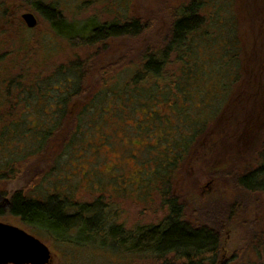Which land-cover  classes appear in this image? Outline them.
Returning <instances> with one entry per match:
<instances>
[{"label":"rangeland","instance_id":"1","mask_svg":"<svg viewBox=\"0 0 264 264\" xmlns=\"http://www.w3.org/2000/svg\"><path fill=\"white\" fill-rule=\"evenodd\" d=\"M11 1L7 0L6 4L0 7L10 8L12 3L13 7L18 4L14 14H11L12 19L15 20L13 24L10 23L8 27L4 26L5 20L0 16V87H6L9 81L15 84L24 83L25 86H28L27 89L32 92L29 97L33 98H30L31 100L28 98V102H26L28 112L21 114L22 109L18 108L21 106L15 105L16 110L13 112L16 113L8 115L14 118L19 115H23L22 117L26 115L27 123L25 120V126L28 130L26 135L31 136L30 124L40 121L43 117L45 120L44 115L46 113L44 112L53 115L50 113L55 111L54 108H48L46 111L39 112L33 110L35 107L33 108L32 104L34 100H37L34 97L36 93L43 90L46 93L39 102L54 105L57 95L60 94L59 89L53 88V82H55L53 79L56 78V81L59 79V76L56 75L57 69L60 67L66 69L74 60H81L84 63L82 88L87 90L85 92L87 97L92 93L102 91V85H105L103 82L108 79V76L106 78L103 76L102 71L107 64H110L115 71L109 81H113L118 76L119 84L124 88L123 92H126L124 82L130 80L135 66L140 62L143 46L145 44L154 46L165 35L168 19H170L173 11L171 8L178 6L185 0H53L58 2L59 6L60 3L63 4V7L61 6L63 10H61L67 20L79 24L91 16L100 21L112 19L123 21L131 16L141 18L146 24L143 35L138 37L135 42L131 41L130 43L126 38L120 39L122 42L129 43L127 44L128 47L121 49L118 48L122 43L118 42L117 44L116 40L108 41L106 45L97 43L93 46H87L84 43H73L56 36L46 19L32 9L26 0ZM39 1L47 3L51 0ZM211 1H208V7L211 6V3H217V8H222L221 18L225 28L223 32L227 39L235 32V40L238 42L236 47L239 49L237 52L238 66L230 65L231 67L229 66L228 69L232 71V76L235 72L237 74L240 72V76L243 74L244 83L242 82L243 85L240 84L236 89L235 84L234 91L231 89V103H228L227 100L223 103V105L228 103L226 112L229 111L233 116L232 121L227 123L230 128V130L227 128L229 136L218 141V143L215 142L211 147L208 146V148L210 147L208 156L205 161L202 160L201 155L204 152L200 154L201 146L203 151V147L205 148L203 143H208L206 139L203 141L202 138L209 137L208 134L211 135L213 131L214 134L218 133L220 129V125H216L215 122L209 123L204 134L196 139L201 146H198L197 150L192 149L191 155L185 153L181 163V171L171 174L170 190L172 189L179 201L184 203V209L188 213H191L193 207V204L189 202L192 191L196 189L195 191L200 194L203 193L205 184L209 188L211 185H207V182H209L212 174L220 170L223 163L224 166L230 164L237 166L245 160L244 167L248 170L258 167L264 138V98L260 104L259 96L263 97L264 93L256 92L253 77L260 76L255 71L253 72L248 64L251 53H255L256 56L262 55L264 58V5L260 0ZM257 9H259L258 12ZM26 12L34 14L37 19L33 28L27 27L25 22L19 19V16ZM255 17L259 18L256 19ZM213 28H210L211 31H209L213 34L212 36L209 34L210 37H207L206 31L203 35L199 34L196 37L203 42V47L200 48L201 59L215 68L212 70L213 77L210 79L207 76L202 78L195 88L202 94L198 101L195 100V104H205V114L208 110L206 107L208 97L211 95L218 96L221 91L219 83L221 71L217 70L214 65L219 57L214 56L213 59H208L204 56V54H209L219 43V37L216 33L221 29L218 30L215 24ZM230 28L233 30L229 31ZM23 34H25L27 42L24 46L20 44V38ZM212 39L216 40L214 44ZM126 56L128 58L125 59ZM172 64V66L176 65L175 63ZM47 77L52 78L49 86L44 83L46 79L48 80ZM228 77L224 80L228 81ZM251 77L252 79H250ZM262 77L264 76L262 75ZM258 79L255 78V80ZM60 82L61 80L54 84H60ZM99 82L101 83L99 84ZM39 86L40 89L38 90ZM225 88L229 89L228 84ZM32 90H37V92L34 93ZM3 91L5 92V90ZM155 103L161 104L160 101H155ZM162 105L160 108L158 105L154 106L153 109H159L166 116L165 105L164 108ZM107 106L104 107V111L108 112L107 121H101L97 116L100 106L97 109H89L86 113H94L91 116L94 123L90 121L84 123L80 127L82 130L76 140L71 143L67 141L71 130H73V125H66L59 134L56 133L53 136L50 144L46 147V153L31 156L26 165L23 163V160H26L23 157H27L26 155L32 152L35 147L31 144V140L28 141L24 135L21 138L13 137L10 140L0 141V221L18 226L39 238L51 252V259L48 264H158L151 256L135 254V252L125 249L118 250L108 247L101 250L91 246L86 248L69 246L64 241L73 240L72 238H68L62 233L53 236L55 233L52 235L45 229L26 225L18 217L11 215L9 208L6 207V200L16 191H21L27 198L40 201L46 200L57 192L60 195H65L68 201L72 203L93 204L99 202L108 209L105 216L106 220L110 222L108 224L121 225L126 230L158 223L166 211L159 194L155 191L157 181L153 178L151 181L143 183L142 174L137 172L144 166L147 168L146 162L150 164L149 155L151 152H148V149L152 148H148L145 144L148 143L147 141L154 142V140L148 139L144 135V132L149 134V130L142 131L141 135L136 133L137 130H133V126L137 123L142 125L141 122H147L148 112H151L152 108L146 109V113L140 109L134 113L135 109L131 108L133 113L129 117L124 116L122 121H115ZM195 107L199 109L198 105ZM77 111L73 109V113ZM258 111L261 119L256 125L257 127L246 138V141L245 139L239 140L240 129L243 126V115L246 113L254 115ZM228 113H226V117ZM153 117L152 123H157L160 120V117L156 115ZM173 119L176 125H180L179 119L177 121L176 118L173 117ZM125 121L128 123L125 124ZM48 126H50L49 123L43 124L39 129L46 130ZM196 141L194 144L197 143ZM210 164L220 168L213 170L214 166ZM208 166L212 167L209 168L210 171L207 169ZM203 168H206L207 171ZM195 180L203 182L202 185L196 183L198 190L193 188ZM213 189H215L214 186ZM3 196L6 197V200ZM251 203H253L254 208L252 213H249V218L252 216V220H250L251 227L247 229L246 238L242 241L237 240L236 236L232 235V231L230 232L228 229L220 236L222 242L220 259L225 264H258L264 256L261 247L264 240L260 239L264 237V191H257L252 197ZM74 208L76 209V207ZM187 220L190 221L189 218ZM194 220L195 218L191 222ZM72 237L83 239L84 235L77 231ZM234 241L240 242V244L231 250ZM241 242H243L242 245Z\"/></svg>","mask_w":264,"mask_h":264},{"label":"trees","instance_id":"2","mask_svg":"<svg viewBox=\"0 0 264 264\" xmlns=\"http://www.w3.org/2000/svg\"><path fill=\"white\" fill-rule=\"evenodd\" d=\"M26 1L32 9L46 19L56 36L73 43L93 46L97 43L106 45L108 41L116 40L117 44L118 42L122 43L118 48L121 49L128 47L127 44L131 41L135 42L146 29L143 20L135 16L123 21L118 19L100 21L91 16L79 24L64 17L62 14L63 4L61 3L59 6V3L53 0L47 1V3L39 0ZM208 1L211 0H185L178 6L171 8L173 11L170 19H168L165 35L158 40L154 45L155 47L142 45L140 62L135 66L130 80L124 82L126 92H123L124 88L119 84L118 76L113 81H109L115 71L110 64H107L102 71L105 78L108 76V79L103 82L105 85H102V91L92 93L87 97L85 95L87 90L82 88L84 63L81 60H74L66 69L61 67L57 69L56 75L59 76V79L57 81L56 78L53 79L55 81L53 88L59 89L60 94L57 95L54 105L39 102L46 91L32 90L34 93L37 92L34 96L37 100H34L32 104V107H35L33 110L41 112L48 108H54L55 111L50 113L53 115L44 112L46 113L44 115L45 120L43 117L40 121L30 124L31 136L26 135V131H28L25 126V120L27 123L26 115L24 117L19 115L17 118L8 115L16 113L13 112L16 110L15 105L21 106L18 107L22 109L21 114L28 112L26 102H28V98H33L29 97L32 92L27 89L28 86H25L24 83V85L15 84L9 81L6 87H0V141L10 140L13 137L21 138L24 135L28 141L31 140V144L35 147L32 152L26 155L27 157H23L26 159L23 160L25 165L29 163L31 156L44 153L53 136L56 133L59 134L66 125H73V130H71L67 141L71 143L76 140L82 130L80 127L84 123H89V121L94 123V120H91L94 113H86L89 109H97L100 106L97 116L101 121H107L108 112L104 111V107L108 105L109 113L112 114L114 120L122 121L124 116L129 117L133 113L131 108L135 109L134 113L138 109L146 113V109L152 108L151 112H148L146 123L141 122L142 125L137 123L133 126V130H137L138 135H141L142 131L149 130V134L144 132V135L148 139L154 140V142L147 141L148 143L145 144L148 148H152L148 149V152H151L149 155L150 164L146 162L147 168L144 166L137 172L142 174L143 183L151 181L153 178L157 181L155 191L159 194L165 207L164 217L158 223L126 230L121 225L108 224L110 222L105 218L108 209L99 202L93 204L72 203L68 201L65 195H60L57 192L46 200L40 201L27 198L21 191L12 193L9 198V213L11 215L18 217L26 225L45 229L51 234L55 233L52 234L53 236L60 233L67 235L66 237L73 240L64 242L76 248L91 246L101 250L108 247L118 250L125 249L126 251H133L135 254L151 256L158 264H225L220 259L222 245L220 236L228 229L230 232L232 231V235L236 236L237 240L242 241L246 238L247 229L251 227L250 220H252V216L249 218V213H252L254 208L253 203H251L252 197L257 191H264V138L258 167L248 170L244 167L245 160L237 166H235L236 164L224 166L223 163L217 172L218 176H216V183L214 184L215 191L201 194L195 191L196 189L193 190L194 192L192 191L189 199V202L193 204L191 213L185 211L184 203L179 201L172 189L170 190L171 174L181 171V163L185 153L191 155L192 149L197 150V147L201 146L196 139L204 134L209 123L215 122L216 125H220V129L218 133L214 134L212 130L213 132L211 135L208 134V138H202L208 142L204 144L205 148L203 147L207 153L215 142L218 143V141L229 136L228 129L230 130V128L227 123L233 119L230 112H226L228 103H231L230 92L231 89H234L235 84L236 89L244 83L243 74L240 76V72L238 74L235 72L232 76V71L228 69L230 65L238 66L237 52L239 49L236 47L238 42L235 40V32L227 39L223 32L225 28L221 18L222 8H217V3L212 4L213 1L208 7ZM260 1L264 5V0ZM2 4L0 0V6ZM258 11L259 9H257ZM1 17L4 18V26L6 27L15 22L12 16L7 15V13ZM255 18L258 19L259 17ZM214 24L218 30L221 29L216 33L219 37V43L209 54H204V56L208 59H213L214 56L219 57L214 65L217 70L221 71L219 73L221 91L218 96L211 95L208 97L206 101L208 110L205 114V104H195V100L198 101L202 95L195 88L202 78L206 76L208 79L212 78L214 75H212V70L215 68L201 59L200 48L203 47V42L196 37L199 34L203 35L206 31L207 37L212 36L213 34L209 31ZM218 25L220 26L218 27ZM233 28H230L229 31ZM213 30L215 31V28ZM209 34L211 35L208 36ZM25 37L23 34L20 38L22 46L27 44ZM125 38L128 39L129 43L120 41V39L124 40ZM211 41L214 44L216 40L212 39ZM258 46L260 47V45ZM172 63L176 65L172 66ZM248 64L253 72L255 71L260 76H254L253 80L256 92L263 94L264 58L262 55L256 56L255 53H251ZM227 77L229 80L225 81L224 78ZM47 78L48 80L46 79L44 83L49 86L52 78ZM255 78L259 79L255 80ZM59 80H61L60 84H54L58 83ZM247 81L249 82V80ZM227 84L229 89L225 88ZM1 89L5 90L6 93L2 92ZM14 91L16 92L13 93ZM259 96L261 104L264 95L263 97ZM226 100L228 103L223 105L224 102H227ZM155 101H160L161 104L155 103ZM162 104L165 105L166 116L159 109H153L157 105L160 108ZM196 105L199 106V109L195 107ZM73 109L78 111L73 113ZM226 113H228L227 117ZM154 115L160 117L157 123H152ZM173 117L176 118V121L179 119L180 125L174 123ZM260 119L259 111L254 115L244 114L239 140L245 139L246 141V138L257 127ZM48 123L50 126L46 130L39 129L43 124L47 125ZM124 123L128 122L125 121ZM79 138L81 137L79 136ZM195 141L196 144H194ZM208 146L210 147L208 148ZM200 154H202V146ZM214 177L212 175L210 179ZM196 183L198 185L203 184V182L195 180L193 188H197ZM188 218L190 221L187 220ZM194 218V222H191ZM253 219L256 218L253 217ZM77 231L84 235L83 239L72 237ZM263 238L260 239L264 240ZM238 244L240 242L234 241L231 250L235 249ZM262 244L264 254V242ZM258 264H264V256Z\"/></svg>","mask_w":264,"mask_h":264},{"label":"water","instance_id":"3","mask_svg":"<svg viewBox=\"0 0 264 264\" xmlns=\"http://www.w3.org/2000/svg\"><path fill=\"white\" fill-rule=\"evenodd\" d=\"M26 26L33 28L37 20L34 14L21 15ZM49 248L24 229L0 221V264H48Z\"/></svg>","mask_w":264,"mask_h":264},{"label":"flooded vegetation","instance_id":"4","mask_svg":"<svg viewBox=\"0 0 264 264\" xmlns=\"http://www.w3.org/2000/svg\"><path fill=\"white\" fill-rule=\"evenodd\" d=\"M2 1V5L0 6V7H2L3 5H5L6 4V2H7V0H1ZM11 1V0H10ZM17 1H19V0H17ZM12 2V1H11ZM18 6V4H16L14 7H13V3H12V6L9 8V7H3V8H0V16H2L4 13H7V15H10V16H12L11 14H14V12H15V10H16V7ZM6 11H8V12H6ZM22 12H23V10H22ZM27 13V12H26ZM22 15V14H21ZM19 19H20V21H22V22H24L23 21V19H22V17L21 16H19ZM11 21H12V19H11ZM25 24V23H24ZM204 141V140H203ZM203 141L201 142V144L203 143ZM207 142V141H206ZM203 144H205V143H203ZM204 152V153H203ZM202 155H201V159L202 160H204L205 161V159L207 158V150L206 151H202ZM211 166H214V164H210ZM211 166H208V171H210L209 170V168H212ZM219 166H214L213 167V170L214 169H216V168H218ZM220 168V167H219ZM203 169H206V168H203ZM207 169H206V171H207ZM213 172V171H212ZM212 175H214L215 177L211 180V179H209V182H207V185H211L209 188H208V186L206 187L205 185H204V187H203V193H206V192H211V191H215V189H213V186H214V184L216 183L215 182V179H216V176H218V174L215 172V174H212ZM213 185V186H212ZM1 197V196H0ZM4 198H5V200H6V197L5 196H3ZM6 207H8L9 208V206H10V202H9V199L8 200H6Z\"/></svg>","mask_w":264,"mask_h":264}]
</instances>
